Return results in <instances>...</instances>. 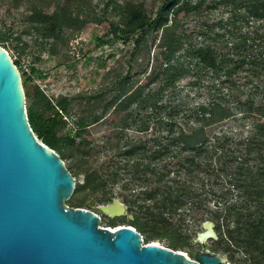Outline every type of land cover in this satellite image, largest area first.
<instances>
[{
    "label": "trees",
    "instance_id": "16d2710c",
    "mask_svg": "<svg viewBox=\"0 0 264 264\" xmlns=\"http://www.w3.org/2000/svg\"><path fill=\"white\" fill-rule=\"evenodd\" d=\"M87 1L34 4L30 21L56 42L64 29L106 25L110 38L94 41L121 40L127 68L118 60L99 90L55 104L40 86L27 91L34 133L79 157L77 195L121 197L132 211L124 220L147 240L168 237L177 250L188 218L211 220L216 251L264 264V0H110L115 18L92 20ZM4 48L27 57L14 40Z\"/></svg>",
    "mask_w": 264,
    "mask_h": 264
},
{
    "label": "water",
    "instance_id": "95a60500",
    "mask_svg": "<svg viewBox=\"0 0 264 264\" xmlns=\"http://www.w3.org/2000/svg\"><path fill=\"white\" fill-rule=\"evenodd\" d=\"M77 186L64 160L38 139L28 118L22 74L0 45V264H224L206 246L191 259L155 242L135 227L101 226V216L67 204ZM100 210L128 215L114 198ZM195 242L217 240L207 220Z\"/></svg>",
    "mask_w": 264,
    "mask_h": 264
},
{
    "label": "rangeland",
    "instance_id": "374dc122",
    "mask_svg": "<svg viewBox=\"0 0 264 264\" xmlns=\"http://www.w3.org/2000/svg\"><path fill=\"white\" fill-rule=\"evenodd\" d=\"M61 1L63 0H45L44 2L41 0H0V35L10 37L9 41L0 42V45L3 47L8 46L11 40H14L15 45L26 50L27 57L25 59L20 58L21 49L8 50L13 60L18 62V68L22 76L25 75L30 78L27 88H24L25 93L29 91L33 94L34 88L40 86L54 104L64 96H77L81 93L92 94L96 92L102 87L105 82V75L116 65L117 61L120 60L127 68L129 58L128 51L121 40L116 43L109 42L101 47L98 46L94 41L96 37L106 36L110 38L111 34L108 26L93 22L86 23L81 29H64V40L59 42L42 38L37 33L36 26L30 21L31 11L29 7L34 4L46 3L53 10L59 7ZM160 1L147 0L150 8L156 7ZM87 2L89 5L87 10L89 20L94 19V15L99 18H115L112 9L113 4L110 0H88ZM74 10L75 7L73 6ZM71 128V126L66 130H64V127L59 128L60 137L64 139ZM96 138L98 142H103V133L97 135ZM38 139L43 142L42 138L38 137ZM59 155L66 166L71 168L70 171L77 184H83L84 175H80L74 166L79 157L70 156L69 150L65 155L64 153ZM118 198L125 203L121 197ZM79 202H83L82 206L84 208L90 209L101 216V226L116 228L129 224L128 221L124 220L126 216L111 217L103 213L99 206L108 203L99 201L88 195L87 192H83L81 195L74 193L67 204L76 207ZM127 216H132L129 206ZM203 230V224L201 225L188 218L183 231L190 233L191 237L176 251L188 254L191 259H197L196 254L206 246L216 251L213 240H208L206 243L195 242L197 234ZM142 236L145 244L155 242L174 249L168 237L147 240V233L142 234ZM220 253L225 257L224 264H242L241 255H237V259L232 260L226 253L222 251Z\"/></svg>",
    "mask_w": 264,
    "mask_h": 264
},
{
    "label": "bare ground",
    "instance_id": "6f19581e",
    "mask_svg": "<svg viewBox=\"0 0 264 264\" xmlns=\"http://www.w3.org/2000/svg\"><path fill=\"white\" fill-rule=\"evenodd\" d=\"M186 254V253H185ZM187 256H189L188 254H187Z\"/></svg>",
    "mask_w": 264,
    "mask_h": 264
},
{
    "label": "flooded vegetation",
    "instance_id": "af4514ba",
    "mask_svg": "<svg viewBox=\"0 0 264 264\" xmlns=\"http://www.w3.org/2000/svg\"><path fill=\"white\" fill-rule=\"evenodd\" d=\"M101 220H102V218H101ZM112 228V227H111Z\"/></svg>",
    "mask_w": 264,
    "mask_h": 264
}]
</instances>
